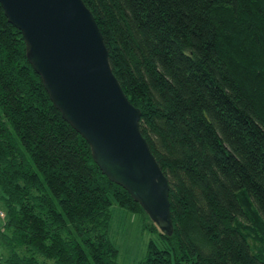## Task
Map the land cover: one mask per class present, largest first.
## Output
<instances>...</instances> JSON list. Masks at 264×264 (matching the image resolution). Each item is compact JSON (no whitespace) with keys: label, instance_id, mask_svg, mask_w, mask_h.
Wrapping results in <instances>:
<instances>
[{"label":"trees","instance_id":"trees-1","mask_svg":"<svg viewBox=\"0 0 264 264\" xmlns=\"http://www.w3.org/2000/svg\"><path fill=\"white\" fill-rule=\"evenodd\" d=\"M168 182L136 264H264V0H83ZM147 217L53 106L0 6V264H117Z\"/></svg>","mask_w":264,"mask_h":264},{"label":"water","instance_id":"water-1","mask_svg":"<svg viewBox=\"0 0 264 264\" xmlns=\"http://www.w3.org/2000/svg\"><path fill=\"white\" fill-rule=\"evenodd\" d=\"M0 6L20 30L53 106L86 140L101 172L170 233L167 178L139 130L140 110L112 72L92 12L83 0H0Z\"/></svg>","mask_w":264,"mask_h":264},{"label":"rangeland","instance_id":"rangeland-1","mask_svg":"<svg viewBox=\"0 0 264 264\" xmlns=\"http://www.w3.org/2000/svg\"><path fill=\"white\" fill-rule=\"evenodd\" d=\"M150 223L156 225L149 217L143 218L112 204L107 230L118 249L117 264H136L144 256L149 240L157 241V235L145 226Z\"/></svg>","mask_w":264,"mask_h":264},{"label":"built area","instance_id":"built-area-1","mask_svg":"<svg viewBox=\"0 0 264 264\" xmlns=\"http://www.w3.org/2000/svg\"><path fill=\"white\" fill-rule=\"evenodd\" d=\"M0 217H3V212L2 211H0Z\"/></svg>","mask_w":264,"mask_h":264}]
</instances>
